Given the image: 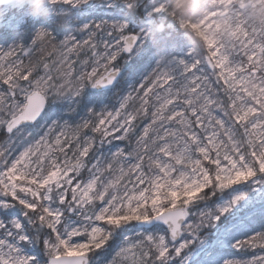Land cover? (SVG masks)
<instances>
[{
  "label": "snow or ice",
  "instance_id": "obj_1",
  "mask_svg": "<svg viewBox=\"0 0 264 264\" xmlns=\"http://www.w3.org/2000/svg\"><path fill=\"white\" fill-rule=\"evenodd\" d=\"M4 2L0 264H264V20L197 54L158 0Z\"/></svg>",
  "mask_w": 264,
  "mask_h": 264
},
{
  "label": "rangeland",
  "instance_id": "obj_2",
  "mask_svg": "<svg viewBox=\"0 0 264 264\" xmlns=\"http://www.w3.org/2000/svg\"><path fill=\"white\" fill-rule=\"evenodd\" d=\"M185 0H158L162 6L165 15L152 23L154 33L159 35H169L172 31H178V25L180 28L188 27L192 32H196L202 39L205 46V39L215 34L221 35V32L217 30V26L223 30L226 26V16L223 13L232 11L233 6L235 11H243L247 18L251 21L259 24L261 20H264V0H206L204 4L194 11H191L188 15L177 16V21L173 19L171 14L172 8L184 3ZM27 2V0H26ZM42 0H32L33 4L41 3ZM148 3H154L156 0H147ZM166 17V20L163 19ZM92 19L93 17H88ZM22 17L19 9L11 4L0 5V31L7 30L8 25L21 23ZM163 24L159 30L158 25ZM11 41H9L10 43ZM2 44V42H0ZM190 46L193 50L192 45ZM195 51V50H194ZM165 55V53H161ZM55 59V57H54ZM126 88V86H125ZM134 103L135 101H130ZM252 250V249H251ZM254 250L250 251L251 254ZM131 256V253H129Z\"/></svg>",
  "mask_w": 264,
  "mask_h": 264
},
{
  "label": "trees",
  "instance_id": "obj_3",
  "mask_svg": "<svg viewBox=\"0 0 264 264\" xmlns=\"http://www.w3.org/2000/svg\"><path fill=\"white\" fill-rule=\"evenodd\" d=\"M206 0H185L184 3L178 5L177 7H173L172 10V18L171 20L177 21V16L179 15H188L191 11L197 10L201 4H204ZM166 20V17L163 19V21ZM177 32H179L187 45H192L194 48L195 52L197 54L202 53L204 51V44L201 39V37L194 31L192 32L190 28L188 27H182L180 28L178 25V31H172L171 34L169 35H159V37H168L170 35H175ZM156 35V34H155ZM157 36V35H156ZM252 251L251 249L248 250L249 254H251Z\"/></svg>",
  "mask_w": 264,
  "mask_h": 264
},
{
  "label": "water",
  "instance_id": "obj_4",
  "mask_svg": "<svg viewBox=\"0 0 264 264\" xmlns=\"http://www.w3.org/2000/svg\"><path fill=\"white\" fill-rule=\"evenodd\" d=\"M0 4H1V5H6V4H8V3L4 2V3H0ZM162 26H163V25H162V24H160V25L158 26V28H159V29H161V28H162Z\"/></svg>",
  "mask_w": 264,
  "mask_h": 264
}]
</instances>
